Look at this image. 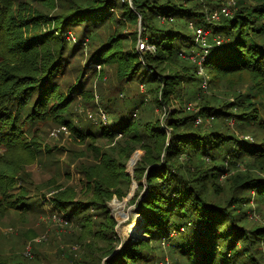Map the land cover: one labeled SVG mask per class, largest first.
<instances>
[{"label": "trees", "instance_id": "trees-1", "mask_svg": "<svg viewBox=\"0 0 264 264\" xmlns=\"http://www.w3.org/2000/svg\"><path fill=\"white\" fill-rule=\"evenodd\" d=\"M46 1L0 0V209L5 210L7 202L13 204L17 201L15 209L20 210V213H29L26 220L38 216L41 211L38 206L32 207L39 202V198L34 200L31 195H22L16 200L11 193L32 186L33 182L40 183L35 178L32 181L31 174L23 172L24 167L36 157V153L33 154V144L25 136V124L27 121L53 120L60 125V117L70 110L73 100L80 92L79 85L72 87L67 96L60 89L59 74L64 70L67 47L72 45V41L65 42L68 40L67 33L75 32L78 44L88 40L93 44L96 31L112 18L114 13L111 12H115L112 10L119 6L117 0H81L87 3L85 5L73 3L77 5H74L72 11L55 17L54 21H57L58 29L62 31L61 35H55L54 32L41 33L46 17L37 12V5L43 6ZM236 4L237 1L232 6L233 10ZM125 5V19L135 21L137 16L132 7ZM133 5L146 21L154 19L155 22L160 17L177 20L179 14L186 15L191 19L189 23L196 28L211 32L212 36L207 37L208 46L196 47L194 36L180 28L156 25L145 35L156 46L155 54L147 52L143 55L136 49L128 54L121 51V57L115 59L118 48L113 40H108L100 42L98 47H92V50L98 49L91 54V63L98 62L97 65L101 67L105 62L115 59L114 61L122 64L123 74H130L131 77L146 63L145 69H150H146V73L153 75L145 85L160 84L161 89L155 95L158 104L163 105L166 99L177 98L181 91L179 86L190 75L197 74L198 66L193 70L192 63L196 65V61L193 62L192 57H200L203 66L215 72L249 71L255 74L256 84L262 92L259 103L264 104V0L245 11H237L235 15L232 13L222 16L217 23L207 18L208 12H214L216 8L203 11L202 8L195 7L190 8L191 11H179L175 9V3L160 0H133ZM222 5L217 7L220 9L227 4ZM79 29L82 31H78ZM216 37L227 41L226 46L221 48L224 49L221 57V49L215 46ZM186 48H190V51L187 52ZM165 54L183 64L186 61L183 57H189L190 61L187 60V64L181 67L184 68V73H174L157 81L156 77H160L157 64L161 63ZM143 56L145 61L142 62ZM192 79L199 80L195 77ZM203 83L202 79L201 88H204ZM246 101L254 103L248 97ZM209 108L203 107L202 111L208 112ZM202 111L193 110L188 115L182 112L170 114L166 119L167 127L172 130L169 135L161 126L137 121L133 117L135 112L127 114V118L131 117L126 122L118 117L111 118L106 111V123L87 117L99 129L97 132L90 131L87 137L98 134L97 138L100 139H116L118 146L111 149H106L105 145L104 148H87L95 157L91 158L97 162L89 161L90 164L86 163L81 169L83 182H87L81 188L83 193L77 194L73 187L61 190L62 187L57 186L59 192L52 213L63 215L68 224L72 220L77 222L79 230L71 234L58 232L48 243L34 242L33 247L40 246L41 256L39 251H34L36 258L32 259L2 255L0 264H46L49 261L52 264V260L55 264H102L103 256L96 257L100 248L106 246L109 251L104 256H108L121 242L115 233L116 221L109 215L107 202L114 195L121 196L128 189L130 175L126 171V161L137 148L145 151V157L139 161L143 164L136 170L139 174L136 179L139 188L145 187L144 182L147 184L148 194L138 210L147 239L143 243L123 244V248L106 260L105 264H156L152 254L154 248L156 251L159 247H154L151 242L161 245L164 240L169 242L170 251L179 252L187 259V264H227L236 260H243V264H260L255 257L254 247L258 242H264V227L249 231L240 223V216L245 215L244 220L249 219L242 209L243 205H250V197L235 195L237 202L231 205V214H228L224 207L211 206L207 202L206 193V182L213 181L220 174L210 171L208 163L221 161L216 165L221 170V166L233 159L231 164L236 166L243 155H254V145L221 132L205 133L199 130L198 126L202 124H196L198 117L209 118L208 116L225 113L223 109H211V115L207 113L205 116ZM63 122L67 125L68 119ZM245 122L251 126V122ZM71 128L81 139L83 133L72 126ZM119 135V138L126 135L127 138L121 141L117 138ZM128 137L131 140L129 150ZM125 140L126 145L121 148V143ZM24 152L29 156L24 158L20 154ZM196 165L198 169H195ZM247 183H250L249 188H254L257 192L254 203L260 205V201H264V182H259L257 178L254 182ZM53 186V182H48V187ZM76 196L82 198L79 201L81 205L75 201L78 200ZM36 197H40L39 193ZM241 210L242 214L235 213ZM44 229L45 226L36 230L33 228V235L28 237H34ZM78 245L80 248H74ZM237 246L243 248L238 249ZM246 253L249 255L246 256ZM90 255H94L93 260ZM164 260L157 264H169V260L166 259L165 263Z\"/></svg>", "mask_w": 264, "mask_h": 264}, {"label": "rangeland", "instance_id": "rangeland-1", "mask_svg": "<svg viewBox=\"0 0 264 264\" xmlns=\"http://www.w3.org/2000/svg\"><path fill=\"white\" fill-rule=\"evenodd\" d=\"M160 1L175 3V9L177 8L179 11H186L195 7L202 8L203 11H206V9L210 8H216L215 10H218L219 7L217 6L222 4L225 5L230 0ZM235 1H237V4L234 10L231 8L234 15L237 11H245L260 2V0ZM44 3L45 5L43 6L40 4L37 5V12L46 17L44 20L46 24H43L41 33L54 32L55 35L62 34V31L58 29L59 24L57 21H54L56 16H63V14L72 11L75 8L74 5L87 4L83 3L81 0H49ZM117 3V6H119L117 9L115 8L112 10L115 11L111 12L114 13V15L112 14V18L96 31L93 44L91 43L92 41L89 40L78 44L76 33H70V31L67 33L66 37L68 40L65 42L70 43L72 41L73 43L71 42L72 45H68L67 47L66 56H68L64 61V70L59 74L60 89L63 95L67 96L72 87L79 85L80 92L75 100H73L74 102L70 110L67 113L64 112L62 117H60V125H57L53 120L27 121L25 124V130L27 131L25 136L33 144V154L36 153V157L32 163L24 167L25 170L23 172L25 174H31V177L33 176L32 181L35 178L39 180L40 183L36 184L33 182L32 186H27L25 187L26 189L20 191L14 190L11 193L16 200L22 195H31L34 197V200L39 198V202L32 207H40L41 214L26 220L29 217V213H20V210L15 209V203H17V201L13 202V204L7 202L6 209H0V257H3L2 255L16 257L17 255L25 259L26 257L29 259L36 258L34 251H39V256H41V252L39 250V245L33 247L34 242H41V244L48 243L51 240L50 238L56 236L58 232L71 234L79 230V227H76L78 226L77 222L72 220V222L68 221V224L67 219H65L63 215L55 214L56 212L52 213V210L55 209L54 203L59 192L57 186H61V190L73 187L77 194L83 193L84 191L81 188L87 182H83V176L80 174L81 169L86 163L90 164L88 163L89 161L97 162V160L91 158L93 156L88 152L87 148L89 150L92 148L94 149L96 146L104 148L105 145L106 149H111L118 146V143H115L116 139L114 141L100 139L97 138L98 134L86 136L90 131H99V129L97 130L95 127L96 124L90 120L95 118L97 122L101 120L106 123V121H108L106 116L108 115L107 113L110 114L111 118L118 117L119 120L126 122L127 119L131 117L128 116L127 118V114H133L135 112L133 117L137 121H142L143 124L161 126L169 135L172 130L171 127H167L166 122L168 121H166V119H168L172 113L182 112L188 115L190 111L194 110V107L196 111H202L203 107H210L208 112L202 111L205 116H207V113L211 115V109H223L225 112L223 115L208 116L209 118L200 117L202 122L196 123L197 125L202 124L198 126L199 130L205 131V133H214L217 131L225 135H230L231 137H236L244 143L247 142L254 145L253 149L256 151V154L254 153L253 156L243 155L236 166H232L231 162L233 159H230L224 166H221V170L216 168V165L221 163V161L208 163L207 168H209L210 171H216L220 174L219 177H216L213 181L208 180L206 182L208 189L206 191L208 198L207 202H209L211 206L224 207V210L227 211L228 214H231V205L237 202V199L234 198L235 195L239 194L244 197H250V205H243L244 208L242 209L246 211L249 219L244 220L243 217H245V215L240 216V223H242L241 225L244 226V229L249 231L257 227H264V201L261 200L260 205L254 203V196L257 195V192L253 190L254 188H249L250 183H247L254 182L257 178H259V182H264V104L259 103L262 100V92L260 91L261 88L256 84L255 74L249 71H242L239 73L238 71L231 73L223 71L215 72L214 70H210V68L206 69L202 62L201 64L196 62V65L192 63L193 70L198 66L197 74L190 75V78L179 86L181 88V91L178 92L179 96L177 98L171 97L170 99H166L163 105L158 104L159 102L155 94L161 89L160 84L158 83L153 86L145 85L152 74L146 73V69H149H145V66H147L146 63L138 69L133 77H131L130 74H123L124 72L121 70L122 64L114 60L121 57V51L127 54L135 52L139 46L140 38H147V36H145L147 32H150L156 25L159 27L174 26L190 33V35L194 36V44L196 47H198L197 45H199V41L202 37L198 36V28L189 23L191 19L187 18L184 14H179L176 17L177 20H167L165 17H160L158 20H155V22H153L154 19L146 21L143 20L139 9L133 5V0H117ZM125 4H129V6L132 7L133 13L137 16L135 21L130 19L126 20L127 18L125 19L123 11V8L126 7ZM17 7L18 4L16 3V9ZM212 12H208V20L214 23L221 21L222 17L217 21L211 20ZM199 29L204 30L203 28ZM78 31L81 32L82 29ZM32 32H34V30H32ZM32 32L30 31L29 33ZM208 32L209 35L212 36L211 32ZM108 40H113L118 48L115 59L105 62L101 67L97 65L98 62L91 63V54L94 50L98 49L92 50V47L94 45L98 47L100 46V42ZM226 43L227 41L223 38L216 37L215 39V46L217 49L226 46ZM185 50L189 52L190 48H186ZM139 53L144 55V53L147 52ZM223 54L224 49H221L219 56L221 57ZM165 55L161 63L157 64L159 66L158 73L160 76L158 78L156 77L157 81L174 73H184V68L181 67L187 64V60L190 61L189 57H183L186 60L183 64L175 60L173 56ZM197 56L198 55H196V57ZM141 60L142 62L145 61L144 56L141 57ZM192 61H195L194 57H192ZM191 77H195L199 80L192 79ZM202 79L204 81V88H201ZM61 91L59 90V92ZM246 97L252 102L254 101V103L249 104V102L246 101ZM87 117L91 119L89 120ZM66 119H68V122H66L68 123L67 125L63 122L66 121ZM245 121L251 122V126ZM71 126L83 133L81 139ZM141 131L144 132L143 129H141ZM121 135L117 136V138ZM126 136L123 138L121 137L122 139L119 138V140L123 141L127 138ZM126 141L127 140L121 143V148L126 145ZM232 141L236 142L235 140ZM130 142L131 140L128 137V150ZM1 152L2 149L0 148V154ZM136 153H140V158L133 169H131L130 160ZM20 154H22L24 158L29 156L26 152ZM164 155L165 153L162 155V158ZM129 157L130 158L126 161V171L130 175L128 189L124 190L121 196L114 195L113 198L107 202L109 215L116 221L115 233L121 239V242L114 248L113 253L108 256H104L107 247L103 246L100 248L96 257L99 258L103 256L102 264H105L106 258L119 252L123 248V244L143 243L145 239H147L142 230V216L138 213L142 201L148 194L147 184L144 182L143 184L145 187L139 188V183L136 179V177L139 176L136 170L143 164L139 163V161L141 162L143 157H145V151L141 148H137ZM47 166L49 167L46 170ZM198 168V165H196L195 169ZM202 170L203 169H201V171ZM48 182H53L54 186L48 187ZM243 184L245 185L243 186ZM36 189H38L39 192H37ZM37 193H39L40 197H36ZM75 198H77V196ZM4 199L6 201V198ZM77 199L78 200L75 201L78 202V205H81L79 201H82V198L79 196ZM26 200L29 201V198ZM1 202L2 200L0 199V203ZM116 203L124 205L122 211L123 215L121 213L118 214ZM221 210L223 211V209ZM242 210L236 211L235 213L242 214ZM136 218L139 219V226L138 231L133 234L128 232L126 227ZM42 226H45L42 233L38 231L34 237H28L33 235V228L36 230ZM151 245L159 247V249L156 248V251L154 248V253L152 254L154 255V262H156V264L164 259V263L167 259L169 260V264H187V259L184 258L182 254L176 251H170L168 248V241H161V245L153 241ZM74 248H80V245L74 246ZM237 248L242 249L243 246H237ZM254 249L257 261H259L260 264H264V242L255 244ZM48 252L51 253L50 251ZM245 255L247 256L249 253ZM90 258L93 260L94 255H90ZM236 261H230L227 264H243V260ZM46 264H50V261L46 262ZM52 264H55L53 260Z\"/></svg>", "mask_w": 264, "mask_h": 264}, {"label": "built area", "instance_id": "built-area-1", "mask_svg": "<svg viewBox=\"0 0 264 264\" xmlns=\"http://www.w3.org/2000/svg\"><path fill=\"white\" fill-rule=\"evenodd\" d=\"M234 5H235V0H230L227 3V5L223 6L222 8H220L218 10H215L211 14V20L217 21L222 16H229V15H231L232 14L231 8ZM198 30H199L198 36L199 37H202L200 39V41H199V45L206 48L208 46L207 37L209 36V32L208 31H204L202 29H198ZM202 34H204V35H202ZM139 42H140L139 43V46L137 47V50L139 52H148V53H151V54H154L156 52V46L154 44L150 43L147 38H142L141 37ZM194 60L196 62H198L199 64H201V62H202V60L200 59V57L194 58ZM193 109L196 110L195 107ZM201 122H202V119L200 117H198L196 119V123L198 124V123H201Z\"/></svg>", "mask_w": 264, "mask_h": 264}, {"label": "bare ground", "instance_id": "bare-ground-1", "mask_svg": "<svg viewBox=\"0 0 264 264\" xmlns=\"http://www.w3.org/2000/svg\"><path fill=\"white\" fill-rule=\"evenodd\" d=\"M140 158V153H136L132 159L130 160V168L133 169V167L135 166V164L137 163V161L139 160ZM123 207L124 205L123 204H120V203H116V209L118 210V214H122V211H123ZM142 219V217H141ZM138 218H136L134 221H132L131 223H129L126 227L127 231L130 232V233H133L135 234V232L138 231V226H139V223H138ZM142 222H143V219H142Z\"/></svg>", "mask_w": 264, "mask_h": 264}, {"label": "water", "instance_id": "water-1", "mask_svg": "<svg viewBox=\"0 0 264 264\" xmlns=\"http://www.w3.org/2000/svg\"><path fill=\"white\" fill-rule=\"evenodd\" d=\"M114 253H115V252H114ZM113 255H114V254H113ZM113 255H111V257H112ZM111 257L106 258L105 261L108 260V259L111 258Z\"/></svg>", "mask_w": 264, "mask_h": 264}]
</instances>
